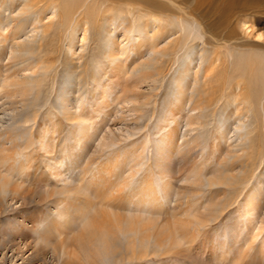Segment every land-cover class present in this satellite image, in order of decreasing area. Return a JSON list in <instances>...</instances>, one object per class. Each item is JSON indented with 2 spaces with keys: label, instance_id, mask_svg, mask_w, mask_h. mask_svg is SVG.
I'll list each match as a JSON object with an SVG mask.
<instances>
[{
  "label": "bare ground",
  "instance_id": "obj_1",
  "mask_svg": "<svg viewBox=\"0 0 264 264\" xmlns=\"http://www.w3.org/2000/svg\"><path fill=\"white\" fill-rule=\"evenodd\" d=\"M259 13H264L262 0H0V193L10 190L12 185L15 192H18L16 189L28 179L38 187L44 188L51 185V178L64 183L72 177L71 173L77 170L78 167L73 165L86 156V144L96 137L98 127H94L89 121L93 115H88L96 109L84 103V91L81 88L82 81L86 80L82 59L84 54H81L77 61H71L73 73H78L77 78L68 87L62 88L57 96L62 109L61 119L77 122L75 131L71 130L73 143H69L67 137L63 136L55 145L57 133L54 135L55 131H52L51 135L46 134L48 124L56 120L53 115L44 118L46 126L40 125L36 135L32 132L40 110L34 102L38 97V94L34 93L38 82L36 74L44 63L39 56L42 55L44 41L53 29H65L68 33L79 26L84 42L90 31L88 26L98 29L102 24L103 32L107 35L105 39L108 63L124 62V74H131L134 85L152 79L159 81L165 69L164 65L178 62L177 56L184 51V58L178 62L175 77L177 85L172 95L175 103L160 127V130L165 129V132L154 145V165L157 166L160 177V182L156 183L161 186L148 176L144 177L127 197H109L107 204L112 205L115 210L124 209L125 212L119 213L112 209H101L98 213L90 212L88 199L75 197L83 193L87 195L89 188L99 192L97 198L113 193L116 188L118 192H124L136 170H133L130 178H121L122 172L114 170L121 169L133 161L135 153L133 157L130 152L127 156L126 149H123L122 152L118 150V153H109L110 155L103 159L105 162L102 161V155L96 162L86 161L83 170L85 176L90 175L87 180L82 178L77 186L64 184L63 189L59 187L58 190H53L50 186L45 190L55 195H66L70 191L75 197L66 195L65 199L61 200V203L65 202V207L59 212V217H66L64 223L53 221L51 228L50 222L42 225L37 231L36 246L41 243L45 249L51 241L64 234L65 237H61L63 239H59V243L53 246L54 253L59 257L69 251L78 256L81 264H103L111 261L122 237L134 248L142 246L144 240L151 237L158 245L170 243L174 248L181 246L184 240L193 241L197 238L202 226L212 220L208 214L214 208L211 205L215 203H210V206L203 204V212L202 207L196 205L198 198L193 196L192 201L180 203L172 213L170 221L159 223L157 215L167 206L172 190L167 169L169 162L165 160L171 159L176 153L175 150L172 152L173 148L178 149L177 152L184 148L191 151L201 141L202 135L197 129L202 128L206 124L204 119L213 113L205 114V110L214 108L223 100L225 85L233 88L236 84L239 91L232 94L236 97V105L234 101L231 104L228 102L227 111L224 113L225 123L216 127L217 134L214 135L216 145H221L216 150L221 153L223 149L225 155L232 159L231 175H225L224 171L214 168L209 171L208 183L203 172H194L185 180L192 178L193 184L200 187L205 182L209 187L227 184L236 178L235 171L244 166L241 162L235 169L232 164L234 157L241 156L236 154L235 150L243 152L249 143L248 118L255 113L253 99L264 88V32L258 26L254 33L256 24L242 16ZM248 22L252 28L247 37H262V41L251 43L247 37L241 39L243 34L239 33L238 29H243ZM235 25L237 30H229V33L235 32L233 34L218 31L223 26L229 28ZM128 61L133 68L129 67ZM108 66L106 64L97 75L105 74ZM216 69H220V72ZM228 70L232 73L226 75ZM109 87V83L104 85L102 96ZM125 88L120 91L127 93L129 97L128 93L132 89ZM76 105L80 107L77 118L71 113ZM88 109L90 113L84 114ZM179 113L182 114L180 120L176 117ZM102 118L108 119V115ZM182 123H185L187 132L181 137L179 128ZM191 131L194 135L188 138L187 135ZM179 138L182 139L181 142ZM116 140L117 136L113 133L103 135L99 142V151L115 148ZM35 147L44 152L41 155L43 162H46L47 168L44 170L38 163H33L36 159L32 153L36 152ZM45 152L48 153L47 156ZM139 163L140 161L136 166H139ZM93 164L95 167L90 170L89 167ZM102 164L112 170L104 167L101 169ZM101 174H108V179L106 180V176L101 177ZM101 190L104 191L103 194ZM255 194L249 196L253 197L252 202L248 201L246 204L249 214L252 213L251 210L258 212L260 207L258 200L262 198L261 191L258 190ZM71 205L73 211L70 214L67 211ZM156 211L160 212L155 213ZM75 213H78V217ZM75 219H81L83 223L80 229L73 233L75 230L71 228V224ZM54 231L58 233V238L50 240ZM43 248H37L33 256H38ZM124 260L121 264H124Z\"/></svg>",
  "mask_w": 264,
  "mask_h": 264
},
{
  "label": "rangeland",
  "instance_id": "obj_2",
  "mask_svg": "<svg viewBox=\"0 0 264 264\" xmlns=\"http://www.w3.org/2000/svg\"><path fill=\"white\" fill-rule=\"evenodd\" d=\"M262 1L264 2V0ZM242 18H247V20L256 24L254 33L257 31L258 26L264 32V13H259V15L249 14L242 16ZM250 22L243 29H238V32L243 34L241 39L246 38L248 32L251 31ZM100 25L101 27L98 29L88 26L90 31H88L87 39L84 42H82L83 32L79 26L74 27L75 29L68 31V33L65 32V29L64 31L53 29L47 36L44 41V48H42V55L39 56L44 63L41 70L36 74L38 82H36L34 89V93L38 94L37 100L34 102L40 108L39 116L36 119V124L30 125H33L32 132L36 135L39 127L46 126L43 122L44 118L47 119L53 115L56 120H54V123L48 124L46 134L51 135L52 131H55L54 135L57 133L55 145L61 141L63 136L67 137L69 143L72 141L73 133L71 130L75 131L74 126L77 125V122H75L76 120L61 119L62 109L57 96L62 88L68 87L77 78L78 73H73L71 61H77L79 56L84 54L82 59L85 64L83 71L86 80L82 81L81 86L82 91H84V103L88 107L92 106L96 109L95 112L91 113L88 109L89 112L86 110L84 114L90 113L88 115H93L89 121L95 125L94 127H98L96 137L86 144V156L73 165L78 168L71 173L72 177L66 179L67 181L64 183L51 178L49 183L53 190H58L59 187L63 189L64 184L65 186H77L82 178L87 180L90 176L88 174L85 176L84 164L92 162V160L94 162L98 161L97 158L100 155L104 156L102 161L105 162L103 159H106L112 152L118 153L126 149L127 156L130 155L129 152L132 153L130 155L132 157L135 153L134 160L121 169L118 168L114 171L122 172L120 174L121 178H130L133 170H136V173L131 176L133 178L129 187L124 189V192H118L116 188L117 190L115 189L113 193L97 198L99 192L92 188L88 189L87 195L83 193L76 197L72 192L66 191V195L72 198L88 199L87 206L88 209H91L90 212L98 213L101 209H112L120 213L125 212L124 209L120 208L122 211L115 210L112 205L107 204L109 197L113 199L120 196L127 197L128 193L131 194L136 189L138 181L147 176L154 183L156 181L160 182L158 168L154 165V145L165 132V129L160 130V127L175 103V99L172 98L174 88L177 85L175 77L178 62L184 58V51L177 56L176 60L178 62L164 65L165 69L159 81L152 79L134 85V83L132 84L133 77H131V74L128 72L124 74V71H126L123 67L126 66L124 62L118 64L108 63L106 55L107 39H105L107 35L103 32L102 24ZM230 29L237 30V27L236 25L229 28L223 26L218 31H226V34L235 33L233 31L229 33ZM260 38L251 39L247 37L251 43H255L257 40L262 41ZM127 63L130 68H133L129 61ZM106 64L109 65L107 72L100 76L97 75ZM219 70L216 69L217 72H220ZM229 73H232V71L228 70L226 75ZM106 83H109L110 87L102 96L101 93ZM225 86V90L222 92L223 100L217 103L214 108L205 110V114L213 113L204 119L206 124L197 129L202 135L201 141L194 147L192 146L193 150L191 149V151L184 148L177 152L178 149L173 148L172 152L175 150L176 153L171 159L165 160V162H169L167 163V169L169 171L168 178L171 179V199L167 201V206L162 212H155H160L157 215L159 216V223L162 221V223H165L166 220L170 221L172 219L171 215L180 206V203L185 204L189 200L192 201L193 196H196L198 207H202L203 204L210 206V203H215L211 206L212 208L216 207V209L213 208L211 213L208 214L211 215L209 218L211 217L212 220L209 224L206 223L205 226H202L196 236L197 238L193 241L184 240L181 246L177 245L175 248L170 246V243L158 245L152 237L145 239L142 246L138 245L134 248L130 247L127 244V239L122 237L117 243L119 247L114 251L113 258L111 261L105 262L106 264H121L123 259H125L124 264H264V88L262 94L260 93V96L257 95L253 99L255 113H252L248 118L249 143L243 149V152L242 150H235L236 154L241 156L234 157L233 167L237 169L241 162L244 163V166H240V169L235 171L236 178L228 181L227 184L212 185L210 187L207 184V177H210L209 171L214 168L224 171L225 175H231L232 173V167L230 166L232 159L225 155L223 149L221 153L216 150L221 145L217 146L214 140L215 134H217L216 127L225 123L226 114L224 113L227 111L228 102L231 104L232 101H236V97L232 96L233 92L237 93L239 91L236 84L233 85V88L229 87L230 85ZM125 87L132 89L128 93L129 97L126 95L127 93L120 91ZM35 94L34 97H36ZM93 95L95 96L92 97ZM235 101L234 105H236ZM224 109L226 110L224 111ZM79 112V105L71 110L74 117L78 116ZM255 114L257 115L255 116ZM105 115H108V119L103 120L102 116ZM181 115L179 113L176 117L180 120ZM82 124L88 125L86 123ZM92 129L93 126L91 125L90 132H92ZM186 132L185 123H182L179 128L181 137ZM109 133L117 136L116 141L118 144L116 143L115 148L111 150L99 151L101 138ZM188 134L187 136L190 138L191 135H194V132L191 131ZM179 141L181 142L182 139ZM222 147H225V143L222 144ZM35 151L32 152L36 156L33 163L35 165L38 163L44 170L47 168L45 167L46 162H43L41 156L44 152L37 150V147H35ZM45 155L47 156L48 153L45 152ZM138 161H140L139 166H136ZM90 166V170L95 167L94 164ZM101 166V169L106 168L105 164ZM107 168L112 170V168ZM194 172H203L207 183L205 182L200 187L193 184L192 178L186 181V177L191 176ZM100 176L105 177L106 174ZM106 177L107 180L109 175L107 174ZM156 184L161 186L159 183ZM20 186L19 189H16L18 192H15V187L12 185L10 190L0 193V264H78V256L69 251L60 257L57 253H54L53 246L59 243V239L62 240L65 237L64 234L58 238V233L54 231L51 233L50 240L58 238L57 240L51 241L45 249L41 243L36 246L37 231L43 227L42 225H47L50 222L51 228L53 221L59 220L64 223L66 217H59V212L65 207V202L61 203V200H64L66 195H55L46 192L45 190L49 189L50 186L38 187L35 182L31 183L29 179ZM258 190L262 194V198L258 200L260 207L258 212L251 210L252 213L249 214L250 211L247 209L246 204L248 201L252 202L253 197L249 198V196L254 195ZM103 193L104 191L101 192V194ZM158 194L160 195V193ZM255 196L258 197L259 195L255 194ZM255 204H257V201ZM119 205L123 206L122 203H119ZM130 207L133 208V206ZM68 210L67 213L71 214L73 211L72 205ZM201 211L205 212L203 207ZM206 213L208 212L206 211ZM75 216L78 217V213ZM67 218L69 217L67 216ZM82 223L81 219H77V221L75 219L72 222L71 228L75 230L73 233L80 229ZM37 248H43L40 250L42 254L33 256ZM166 250H170V252H166ZM90 261L94 263L93 260ZM79 264L81 263L79 262Z\"/></svg>",
  "mask_w": 264,
  "mask_h": 264
}]
</instances>
